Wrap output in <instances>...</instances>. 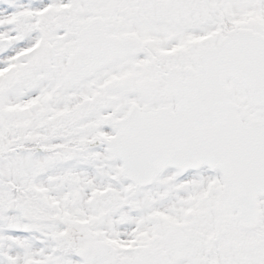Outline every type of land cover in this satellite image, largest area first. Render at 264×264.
<instances>
[{"label":"snow or ice","instance_id":"snow-or-ice-1","mask_svg":"<svg viewBox=\"0 0 264 264\" xmlns=\"http://www.w3.org/2000/svg\"><path fill=\"white\" fill-rule=\"evenodd\" d=\"M0 264H264V0H0Z\"/></svg>","mask_w":264,"mask_h":264}]
</instances>
